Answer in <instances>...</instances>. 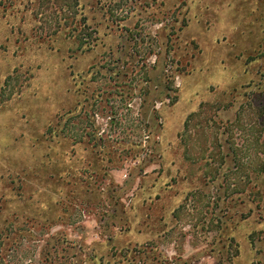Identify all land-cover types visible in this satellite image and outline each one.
<instances>
[{"label":"rangeland","instance_id":"374dc122","mask_svg":"<svg viewBox=\"0 0 264 264\" xmlns=\"http://www.w3.org/2000/svg\"><path fill=\"white\" fill-rule=\"evenodd\" d=\"M0 264H264V0H0Z\"/></svg>","mask_w":264,"mask_h":264},{"label":"trees","instance_id":"16d2710c","mask_svg":"<svg viewBox=\"0 0 264 264\" xmlns=\"http://www.w3.org/2000/svg\"><path fill=\"white\" fill-rule=\"evenodd\" d=\"M192 114H190L186 119H185V122L183 123L182 125V130L180 131L181 133L185 132V130L187 129L188 127V121H189V117L191 116ZM184 149V148H183Z\"/></svg>","mask_w":264,"mask_h":264}]
</instances>
